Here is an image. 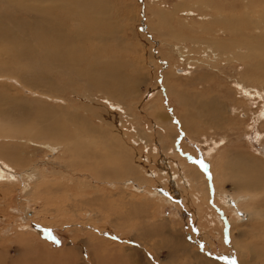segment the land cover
I'll list each match as a JSON object with an SVG mask.
<instances>
[{"label": "rangeland", "instance_id": "obj_1", "mask_svg": "<svg viewBox=\"0 0 264 264\" xmlns=\"http://www.w3.org/2000/svg\"><path fill=\"white\" fill-rule=\"evenodd\" d=\"M57 4L87 16L51 9L65 28H90L69 47V72L97 80L115 68L118 81L103 92L31 60L1 68L0 261L236 264L239 244L262 263L264 216L250 219L264 211V187H235L227 168L239 160L243 176L264 179V0ZM161 225L186 246L170 255L149 237Z\"/></svg>", "mask_w": 264, "mask_h": 264}, {"label": "bare ground", "instance_id": "obj_2", "mask_svg": "<svg viewBox=\"0 0 264 264\" xmlns=\"http://www.w3.org/2000/svg\"><path fill=\"white\" fill-rule=\"evenodd\" d=\"M32 1L31 2L28 1L30 3L29 4V3H23V2H25L23 0L22 1L21 0H0V71H1L2 67H4L8 71L9 70L16 71L18 69V67L13 65L12 59L18 58V59L27 60V61L31 60V61H34V63L29 66L30 69H33L36 71H38L39 69H41L42 71H45V70H48L49 72L52 71L54 73V75L57 76L58 78H63L64 76H68V75L78 76V83L81 82L84 84L85 83L95 84L96 89H98L99 91L107 92L106 87L108 85H112V83L115 82V79H117V81H118L117 76H119V75H117L116 72H113L114 70L117 71V69L114 68L112 71H110L109 69L99 71L98 73L102 74L103 78H98L97 80H94V77L92 78L90 73L83 74V73L77 72V73L71 74L69 72L70 70L68 69L69 66H71L74 63V62H72V56L70 55V53L73 50H70L71 48H69V47L71 45L73 46L76 42H78L81 39L80 37H82L83 32L86 30V27H88V30L90 29L89 24L84 23V24H86L84 26V24L82 23L83 26L85 27L84 30H82L80 27H74V28H68L67 29L63 26V24H61L59 22V20H57L56 18H54L51 15L50 10L55 9L58 12H67L68 15L77 16V17L82 18V19L84 18L85 15H83L82 13L77 15L76 12L72 11L73 8L68 7L66 5H58L57 4L58 0H55V1L48 0L49 2L47 4H45L46 8L44 6L40 5L42 3L40 0H35L34 3H32ZM43 2L45 3V2H47V0H44ZM85 17H87V16H85ZM84 19H86V18H84ZM76 25H77V23H76ZM91 30H92V28H91ZM74 33H77V34H74ZM76 35H78V37H79L77 40H75ZM88 36H89V34H88ZM103 39L104 40H100V42L102 44H106V42L110 41V38H103ZM210 47L212 49H215L216 51H217V49H219V51L223 50L222 44L219 42H213ZM235 57H238V56H235ZM2 60H5V61L3 62ZM14 64H15V62H14ZM52 69H55V70H52ZM18 73L20 74L19 71H18ZM41 79L42 78H38V79L34 80V82L31 85L33 87H35L36 85L39 84V82H41ZM107 80H111L112 83H108ZM50 88H49V90H51ZM80 88H82V87H80ZM70 90L72 91L73 94H78V92H76V90L73 89V87H70ZM86 93H87V90H84L79 95H82V97L86 98V97H88ZM111 103H113V102H111ZM11 135H13V133ZM38 137L39 136H37V139H38ZM15 149L16 148H14V149L11 148L10 153H12ZM235 159H236V157H235ZM236 163L238 164V169L232 168L234 166V164H236ZM236 163H234L233 165L231 164L229 167L226 166V167H228L227 170L229 172L231 171L232 177L237 179V181H235V182L232 181L233 184L235 185V187H237V188L241 187L248 192H255V191H258L260 188L264 187V179H263V177H261L260 174L257 176H254V177H248L247 178V177L243 176V174L245 173V170L243 172V168H241L239 166V160ZM249 165H251L250 162H248L247 166H249ZM224 175H226V174H224ZM0 176H2V174H0ZM244 199H245V197H244ZM225 202H226L225 203L226 205H228V204L232 205V207L228 208L231 213L234 212V210L236 213H238L239 206H241V205H239L240 203L238 202L237 199L232 200V201L230 199H228V201H225ZM243 202H245V201H243ZM257 204H259V203H257ZM243 205L246 206L247 208L249 207V209H252V207L250 206L251 205L250 202L247 203V201H246V203H243ZM222 206H221V208H223ZM224 209L227 210V207ZM253 215H255V216H253ZM258 216L263 217L264 211L255 210L253 212V214H251L250 221H253L254 219L258 218ZM247 219H248V215H247ZM115 223H116V220L113 219L111 224H115ZM256 225H258V223ZM113 226H115V225H113ZM259 226H261V224ZM115 228L111 226V229H115ZM232 229H233V227H232ZM247 230H249V229L247 228ZM138 231L143 236V234H144L143 231L142 232H141V230H138ZM149 231H151V234L149 235V237L150 236H152V237H159L160 236V237H163V239H165L166 242H168L167 251L169 254L170 253L175 254V253L179 252L180 249H183L186 246L183 243V241L181 243V239L180 238L178 239L175 236L176 234L172 233V231H170V229H168V227L166 225H161L158 228H154L153 230H149ZM254 232H255V230H254ZM21 235H23V234H21ZM102 245H101V243H99L98 247L96 244L95 246H93V248L94 249L98 248V250H99V248H102V247L106 248V249H108V252H107L108 254H109V252L112 253L115 251V249H112L109 246L105 247L106 245L105 246L104 245L102 246ZM34 247H35L36 251L41 249L40 246H38L37 244H35ZM259 247L261 248V251L263 252L262 258L264 259V246L261 247L259 245ZM236 248H237V263L238 264H253V262L256 263L255 260L258 257L255 254V252L253 251L254 247L252 245H248V246L246 245V246L242 247L244 249L243 251L239 250L240 249L239 244L236 246ZM87 249H91V248H87ZM74 250L76 251V249H74ZM132 250H135V249H132ZM170 255H168V256H170ZM4 259H6V258H4ZM229 260H232V259H229ZM259 260H260V258H258V261ZM7 261L9 263V260H7ZM258 261H257V263H260V264L263 263L264 264V260H262V263L258 262ZM5 262L0 261V264H6ZM12 262H14V261L12 260ZM219 263L220 262L216 263L215 261L210 260V264H219ZM227 264H229V263L227 262Z\"/></svg>", "mask_w": 264, "mask_h": 264}, {"label": "snow or ice", "instance_id": "obj_3", "mask_svg": "<svg viewBox=\"0 0 264 264\" xmlns=\"http://www.w3.org/2000/svg\"><path fill=\"white\" fill-rule=\"evenodd\" d=\"M51 238V237H50Z\"/></svg>", "mask_w": 264, "mask_h": 264}]
</instances>
